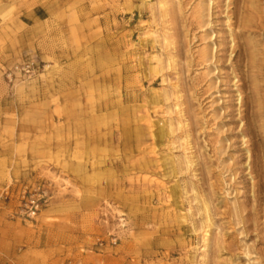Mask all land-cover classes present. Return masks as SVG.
Instances as JSON below:
<instances>
[{
	"label": "rangeland",
	"instance_id": "374dc122",
	"mask_svg": "<svg viewBox=\"0 0 264 264\" xmlns=\"http://www.w3.org/2000/svg\"><path fill=\"white\" fill-rule=\"evenodd\" d=\"M0 264H264V0H0Z\"/></svg>",
	"mask_w": 264,
	"mask_h": 264
}]
</instances>
